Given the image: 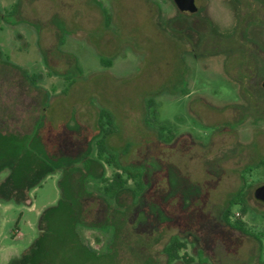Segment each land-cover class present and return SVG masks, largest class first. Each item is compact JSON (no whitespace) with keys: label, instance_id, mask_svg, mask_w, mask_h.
I'll return each instance as SVG.
<instances>
[{"label":"rangeland","instance_id":"rangeland-1","mask_svg":"<svg viewBox=\"0 0 264 264\" xmlns=\"http://www.w3.org/2000/svg\"><path fill=\"white\" fill-rule=\"evenodd\" d=\"M196 2L0 0V264H264V0Z\"/></svg>","mask_w":264,"mask_h":264},{"label":"trees","instance_id":"trees-1","mask_svg":"<svg viewBox=\"0 0 264 264\" xmlns=\"http://www.w3.org/2000/svg\"><path fill=\"white\" fill-rule=\"evenodd\" d=\"M153 103V100L148 101V105L150 107ZM111 121V115L107 111L102 110L99 114L98 119V125L100 128L101 136L96 142V158L101 161L105 160L106 163L113 165L116 170L112 174V177H103L100 180L99 185L96 186V189L106 197L114 198L123 188L129 185L130 181H132L135 184V191L140 194L145 188L144 173L138 168L131 169L120 166L117 160V155L111 153L109 150L108 141L111 135L114 133V130L112 129V124L110 123ZM106 122H109L110 124L107 127L105 125ZM163 130L164 127L159 128L160 134L163 133ZM241 195L242 192H238L236 196L231 199L230 204L233 205L238 203V200L241 199ZM230 215L231 209L227 208L223 214L226 223H228L235 229L241 231L246 230L243 221H241L240 219L233 221L230 218ZM184 246L185 243L180 239H172L165 248V252L168 255V262L173 263L178 260L180 258L179 252L184 248ZM34 249H32L31 254L36 252V246Z\"/></svg>","mask_w":264,"mask_h":264},{"label":"water","instance_id":"water-1","mask_svg":"<svg viewBox=\"0 0 264 264\" xmlns=\"http://www.w3.org/2000/svg\"><path fill=\"white\" fill-rule=\"evenodd\" d=\"M174 2L182 12L195 13L199 10L196 0H174ZM255 197L264 201V185H261L256 189Z\"/></svg>","mask_w":264,"mask_h":264},{"label":"flooded vegetation","instance_id":"flooded-vegetation-1","mask_svg":"<svg viewBox=\"0 0 264 264\" xmlns=\"http://www.w3.org/2000/svg\"><path fill=\"white\" fill-rule=\"evenodd\" d=\"M264 79H263V81H261V85L264 87ZM262 160V159H261ZM264 160V159H263ZM259 168V167H258ZM245 170H246V167L244 168ZM252 168H250L249 170H251ZM261 185H264V182H262L260 185H258L255 189H254V197H255V191H256V189L259 187V186H261ZM255 200H257V201H262V202H264L263 200H259V199H257L256 197H255ZM245 235H250L249 233H247V232H245L244 233Z\"/></svg>","mask_w":264,"mask_h":264}]
</instances>
